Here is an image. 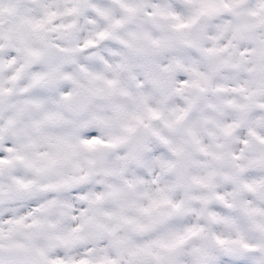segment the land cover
Wrapping results in <instances>:
<instances>
[{
	"label": "snow or ice",
	"instance_id": "obj_1",
	"mask_svg": "<svg viewBox=\"0 0 264 264\" xmlns=\"http://www.w3.org/2000/svg\"><path fill=\"white\" fill-rule=\"evenodd\" d=\"M0 264H264V0H0Z\"/></svg>",
	"mask_w": 264,
	"mask_h": 264
}]
</instances>
